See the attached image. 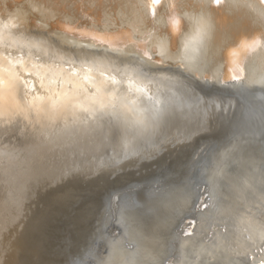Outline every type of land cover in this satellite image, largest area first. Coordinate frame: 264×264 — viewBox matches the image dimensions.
Instances as JSON below:
<instances>
[{"label":"bare ground","instance_id":"1","mask_svg":"<svg viewBox=\"0 0 264 264\" xmlns=\"http://www.w3.org/2000/svg\"><path fill=\"white\" fill-rule=\"evenodd\" d=\"M262 204L264 0H0V264H229Z\"/></svg>","mask_w":264,"mask_h":264},{"label":"snow or ice","instance_id":"2","mask_svg":"<svg viewBox=\"0 0 264 264\" xmlns=\"http://www.w3.org/2000/svg\"><path fill=\"white\" fill-rule=\"evenodd\" d=\"M152 4H159L161 0H151ZM216 4L221 3V0H214ZM145 59L151 61L155 59L154 53L145 56ZM156 63L158 65H163L164 61L162 59L156 60ZM169 67H172L171 63L168 65ZM177 72L181 75L182 78L184 79H190L195 82H199L200 78L199 76L196 75L195 70H189L185 68L184 65L182 64H177L174 66ZM232 79L235 80L237 79V76H232ZM111 199V196L109 197ZM147 199V198H145ZM138 204L143 207L144 202L143 201H138ZM261 208L264 209V204L261 205ZM131 223L136 224L135 218H129ZM260 219L264 221V211L261 212L260 214ZM225 228L227 229V224H225ZM187 234V233H186ZM261 248V254H257L256 252L251 250V245L245 244L243 247L238 248L235 250V253L233 256L229 258V264H256V261L259 260V264H264V245L260 246ZM125 264H128L127 261H125Z\"/></svg>","mask_w":264,"mask_h":264},{"label":"water","instance_id":"3","mask_svg":"<svg viewBox=\"0 0 264 264\" xmlns=\"http://www.w3.org/2000/svg\"><path fill=\"white\" fill-rule=\"evenodd\" d=\"M193 127L192 122H185L184 120H181L179 118H172V117H166V120L160 125V128L156 130L154 133V137L151 138L149 141H145L143 139L139 140L140 142L136 144V150L135 152H139L141 148L144 145L150 144L152 145L155 141L156 138L162 134L163 136L168 135L171 131L179 132L180 134L187 133L191 128ZM108 145V143H107ZM194 226V219L192 217L186 218L183 220L182 227L180 228V232L182 230L185 232V230L189 229L190 231L193 229Z\"/></svg>","mask_w":264,"mask_h":264}]
</instances>
